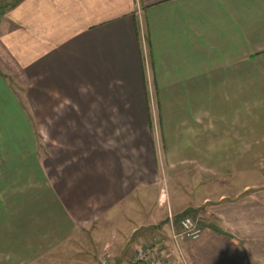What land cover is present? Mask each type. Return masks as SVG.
Instances as JSON below:
<instances>
[{
  "label": "crops",
  "instance_id": "1",
  "mask_svg": "<svg viewBox=\"0 0 264 264\" xmlns=\"http://www.w3.org/2000/svg\"><path fill=\"white\" fill-rule=\"evenodd\" d=\"M2 11L0 189L18 224L0 242L19 253L0 264H35L40 246L53 254L85 233L99 243L90 253L128 264L149 241L136 232L156 226L148 245L179 264L171 223L179 231L188 214L202 228L180 244L192 264H264V189H209L242 173L250 133L264 140V0H16ZM104 227L112 241L99 240Z\"/></svg>",
  "mask_w": 264,
  "mask_h": 264
},
{
  "label": "rangeland",
  "instance_id": "2",
  "mask_svg": "<svg viewBox=\"0 0 264 264\" xmlns=\"http://www.w3.org/2000/svg\"><path fill=\"white\" fill-rule=\"evenodd\" d=\"M14 1L16 0H4L5 3L4 2L0 3V11L4 10V8L6 9L7 6L12 5ZM1 14L2 13L0 12V15ZM17 76L18 75L10 74L9 78H10V86L13 88L14 92H16L17 94L16 96L18 97L19 95H22L21 91L22 90L24 91V88H22L20 80H18ZM23 102H24V98H23ZM29 118L31 120L32 116H29ZM34 134H35L36 142L38 143L37 150L39 152V155H41L43 158L46 157L47 159L48 156L47 154L49 151L48 148L44 146L45 144H43L42 141L44 139L47 140L48 133L41 132ZM256 137H257L256 133H250L249 147L242 149L241 152L243 159L242 173H240V171L239 172L236 171V169L234 168L232 173L228 174L229 176L227 175L229 178H226L225 180L219 179L217 182L210 181L209 189L211 191L224 192L228 190V188L231 186L232 194H233L232 196H235L234 194L240 192L238 190L242 189L244 185L248 186L247 191L245 192L248 194L264 189V140H262L261 138L257 139ZM238 152H239L238 156L240 157V150ZM46 164L47 165L49 164L47 160H46ZM149 196L150 195H148V198H150ZM140 197L138 198L140 199ZM13 202H15L14 195L8 192L6 193L2 189H0V240L3 239V236H6V234L5 235L2 234L3 231L8 230V233L16 231L15 230L16 227H14V225L17 223V221L15 216L16 214L12 206ZM189 216H191V214L187 215V217ZM156 227H153L151 231L152 233H150L149 230L146 229H139L136 232L135 234L136 239H138L139 237L141 238L146 237L147 239H149V241L147 240V243L141 244L142 247L149 246L148 244L154 243V240L158 238L159 231L156 230H159V228ZM93 230H97L96 227L93 228ZM99 231L100 232L98 235L100 236L99 237L100 241H107L110 240V238L112 241L113 230H109L108 227H104ZM84 236L85 238H83V236H80V234H78L70 241L57 244L53 250L54 251L53 254H50L51 252L47 251L50 250L47 249L48 246H44V245L40 246L39 247L40 251L38 253L39 259L35 264H95L97 262L96 261L97 258L100 255L99 253L100 251L95 252L93 255L92 253H90L89 249L91 247L94 249L98 248L99 243L94 242V237L92 235L87 236V233H85ZM15 252L19 253V251L14 250L11 247V245L8 244L7 241L0 242V255L9 254L10 256H12L13 253ZM105 252L109 254L107 249ZM88 255H90V259ZM109 255L111 256V254Z\"/></svg>",
  "mask_w": 264,
  "mask_h": 264
},
{
  "label": "built area",
  "instance_id": "3",
  "mask_svg": "<svg viewBox=\"0 0 264 264\" xmlns=\"http://www.w3.org/2000/svg\"><path fill=\"white\" fill-rule=\"evenodd\" d=\"M179 231H175L171 223V240L179 256V264H192L181 253L180 244L194 241L202 234L201 226L190 217H183L179 221ZM167 257V256H166ZM160 256L153 246H143L130 257L128 264H173L168 258ZM97 264H118L107 252H104Z\"/></svg>",
  "mask_w": 264,
  "mask_h": 264
}]
</instances>
